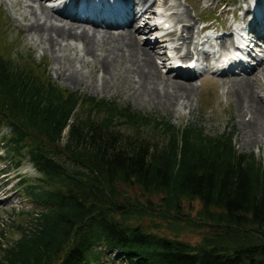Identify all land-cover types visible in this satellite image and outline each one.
<instances>
[{
  "label": "trees",
  "instance_id": "16d2710c",
  "mask_svg": "<svg viewBox=\"0 0 264 264\" xmlns=\"http://www.w3.org/2000/svg\"><path fill=\"white\" fill-rule=\"evenodd\" d=\"M10 47L0 40V143L39 174L25 189L38 210L7 225L15 241L0 231V264H117L113 252L122 264H264V159L229 133L62 88Z\"/></svg>",
  "mask_w": 264,
  "mask_h": 264
},
{
  "label": "bare ground",
  "instance_id": "6f19581e",
  "mask_svg": "<svg viewBox=\"0 0 264 264\" xmlns=\"http://www.w3.org/2000/svg\"><path fill=\"white\" fill-rule=\"evenodd\" d=\"M162 1L164 5L169 2V0ZM18 2L27 4L23 19L28 21L26 24L28 35L34 43L42 46L55 57L57 70L63 69L62 78L68 84L81 87V85L86 86L87 83L86 76L73 65L71 54H66L67 51H74L75 55L79 53L82 55L81 61L84 66L90 65L92 68L96 66V71L101 73L90 81L94 88L103 90L115 82L137 100L150 103L154 107L174 109L176 113L180 110L192 109L191 96L194 91L192 76L170 80L160 74L159 65L155 61L158 57L154 56L155 48L164 45L159 44V40L166 35L158 37L160 32L155 27L140 22L144 14L152 8L151 4L155 0H132L131 14L125 13L118 20L109 21V26L105 27L94 24L97 21L95 16L84 15L82 21L94 24H90L94 27L91 30H86L83 22H79L80 19H70L63 14L55 16L54 11L39 0H18ZM257 7L259 17L256 25L264 41V5L260 0H257ZM89 8L92 7H83L85 10ZM246 11H249V8ZM189 18V13L183 11L181 14H176L173 19L178 22L177 24H186L191 22ZM67 19L70 22L63 21ZM245 21L246 14L243 13L239 22L245 23ZM101 22L105 23L104 20ZM95 26L103 27L102 29L105 30H99ZM188 27L184 25L181 29V33H185L182 37V47L188 44L181 58L189 57L192 53L190 47L194 45L193 28ZM116 29L118 30L115 31ZM228 32L229 28L226 33ZM199 33L197 31V36ZM226 33L220 35L217 40L219 48H225L223 38ZM175 34L176 31L168 36ZM152 35H155L153 44L142 40L143 37ZM208 40L206 38L205 43H208ZM69 42H74L73 47ZM257 47L260 49L259 53L264 54V47ZM193 50L195 51L196 48L194 47ZM171 70L175 69L171 68ZM260 76L264 77V59L259 60L254 68H244L241 76L228 77L222 83L224 95L234 102L235 118L246 146L264 143L262 142L264 141V100L257 91L263 83Z\"/></svg>",
  "mask_w": 264,
  "mask_h": 264
},
{
  "label": "rangeland",
  "instance_id": "374dc122",
  "mask_svg": "<svg viewBox=\"0 0 264 264\" xmlns=\"http://www.w3.org/2000/svg\"><path fill=\"white\" fill-rule=\"evenodd\" d=\"M17 1L18 0H0V40L4 38L5 41L10 42L12 46L10 47L12 57H15L16 55L17 57L18 55L22 57L32 56L36 62L43 63L46 66V73L57 85L70 91L79 92L81 94H87L102 99L115 100L119 104L129 103L134 110L140 111L143 114L165 118L178 127L193 124L202 128L206 134L211 136L221 132L229 133L232 135L234 147L238 152L247 154L253 153L256 158L264 159V143L259 145L249 144L248 146L244 144L243 134L240 131V126L235 118L234 102L223 93V80H227L228 77H238L242 74H231L224 79L222 77L216 78L209 74H203L202 76L196 78L194 81H191L194 87V91L191 96L193 101L192 109L180 110L176 113L174 109L165 110L163 108L154 107L150 103L146 104L141 100H137L134 98L135 96H132V94L126 92L120 84L115 82L103 90L92 87L90 81L101 75L100 72L96 71L97 67L93 66L92 68L90 65L84 66V63L81 61L82 55L80 53L75 55L74 51H67L66 54H71L72 56L73 65H75L78 68V71L83 73L87 79V83L85 84L86 86H74L72 84H68L62 78L63 69H61V71L57 70L55 57H53L48 51L44 50L42 46L34 43V41L28 35L26 29V24L28 21L23 19V16L26 15L25 6L27 4L24 2L19 4ZM209 5H211L210 11L204 12L205 8ZM234 5L235 7H233ZM151 7L152 10L148 11L145 14L146 17L144 16L140 22L143 24L150 23L157 30H160V25L156 23L158 25L154 26L155 23L153 22V19H150L148 23L145 21V19L147 20V17L154 16V19L161 17V21L168 20L170 22V27L167 29V31H162V33H174V31H176V36H171L170 38L166 37L165 39L168 45L167 49H165V51L158 50L159 54L154 55L153 53V55L158 56L155 61L159 65L161 71L160 74L163 77L170 80H179L173 78L171 74L169 75L168 73H165V71L162 69L164 65L162 66L161 63L165 61L164 64L167 65V59H169L168 55L170 56L172 51L177 53L179 50L178 48H182L183 40L182 38L180 39L179 36H185V33H181L183 25H189L188 28H192V26L195 25L192 39V42L194 43L197 41V37L199 38V34L197 36L196 32L199 31L201 26H203L199 21L200 17H207V21H210L205 25L212 24L213 28L228 27L232 22V10H238L241 6L237 0H169V2L165 5L163 4L162 0H155ZM183 11L189 13V19L191 22L186 24H177L178 22L173 18L176 14H181ZM235 12L234 17L237 20V16L241 15V11H239L238 14ZM54 15L56 16V14ZM213 19H216V21ZM63 21L70 22L69 20ZM83 26L86 30H91L94 28L93 26L91 28H87L84 24ZM209 34L211 35V33ZM145 39L146 37L142 38L144 41ZM153 40L154 38H150V41ZM215 41L216 40L213 41V39H210L205 48L219 52L223 51L217 47ZM69 43L73 47L74 42ZM209 44H211V46ZM186 46L183 47L184 50L186 49ZM175 47H177V49H174ZM170 48H173V50H170ZM200 58L203 59L204 56L201 55ZM260 80H262L263 83L260 85L257 91L260 97H262L264 100V77L260 76ZM14 167L15 159L11 160L5 156V151L2 148V144L0 143V231H6L5 241L8 242L15 241L18 238V235L15 233L13 228H7V225L22 224L26 220L25 217L18 216L19 212H36L38 210V208L30 201V199L26 198L25 189L30 184L36 183L35 180L39 175L33 169H31V165L26 160L20 164L19 169H15ZM4 173L6 174L3 175ZM19 176L25 181V185L21 183L18 184V181L21 180L19 179ZM129 193L131 195L139 194L138 190L135 188L130 189ZM153 201H155V199H153ZM199 208V203L193 201L189 205L185 204L184 209L186 213L189 212L191 217H193ZM158 233L161 235L170 236V233L166 230L161 229L158 231ZM178 238L185 242L194 243L198 241L200 236L197 231H180L178 233ZM113 254L116 253H111L112 258H115L113 261H115L117 264H122L119 255L116 254L113 257Z\"/></svg>",
  "mask_w": 264,
  "mask_h": 264
}]
</instances>
